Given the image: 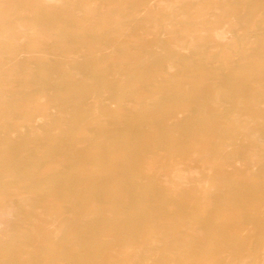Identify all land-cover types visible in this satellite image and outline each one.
<instances>
[{"label":"bare ground","instance_id":"1","mask_svg":"<svg viewBox=\"0 0 264 264\" xmlns=\"http://www.w3.org/2000/svg\"><path fill=\"white\" fill-rule=\"evenodd\" d=\"M3 1L12 0H0L1 17L7 10ZM30 1L33 6L17 8L27 13L9 23L20 28L22 22L31 25L28 30L19 29L17 36L24 45L0 44V88L6 91L0 94V103L9 105V98L16 97L25 113L52 112L57 129L62 128L67 135L58 142L55 133L44 137L33 125L18 126V118L24 120L23 113L22 117H10V126L20 129L18 134L16 128L5 133L9 120L0 125V264H138L140 260L173 264L157 257L196 233L201 234L198 243L186 256V260H196L191 264L207 263L218 251L225 258L215 259V263L229 264L236 261L233 255L238 248H254L255 239L245 237L251 223L242 224L231 211L235 205L254 204L260 194L264 196L261 183L247 180L261 170L263 160L247 161L250 166L244 170L237 158L239 151L248 157L253 146L247 142L253 138L255 143L261 142L264 135L260 131L264 129V0H140L130 7L120 4L124 0ZM178 3L180 7H176ZM204 3L214 12L208 20H231H220L211 29L195 28L196 23L214 22L196 19L195 13ZM155 9L166 12V29L176 31L175 53H168L172 61L168 68L179 78L174 82L164 78L163 68L151 60L164 54L156 47L162 41L155 44L137 37L141 15ZM224 9L228 12H222ZM188 19L195 28L191 32L184 28ZM37 27L42 38L31 43ZM236 28L242 31L238 38L233 34ZM208 32L212 35L207 39ZM230 44L231 52L227 50ZM121 46L126 50L120 51ZM124 61L130 63L132 72L121 69ZM107 75L111 80L120 78V91L133 77L153 80L158 88L135 86L138 95L126 104L135 108L142 105L141 111L101 115L97 112V92L105 91L109 102L118 90V86L116 91L109 87ZM200 109L205 116L192 117L191 113ZM74 115L78 116L72 120ZM230 124L235 128L223 133ZM249 124L255 125L262 139L251 133L252 128H243ZM36 133L40 139H31ZM166 133L179 140L180 146L171 151L173 156L183 147L193 155L196 151L194 159L199 157L205 168L218 165L214 155L230 157L235 178L222 171L220 176L216 174L221 188L209 185L208 190L212 182L209 173L186 180L177 167L179 162L173 160L168 179L158 180L157 187L144 172L157 169L151 156L156 142L150 139ZM227 140L232 143L228 145ZM253 145L257 148L261 144ZM181 188L184 193L178 194ZM220 194L229 195L230 205L223 203ZM182 197L190 205H184ZM203 203L212 210L201 213ZM197 213L202 214L200 223L193 220ZM222 214L225 224L217 221ZM232 228L240 233L232 234Z\"/></svg>","mask_w":264,"mask_h":264},{"label":"rangeland","instance_id":"2","mask_svg":"<svg viewBox=\"0 0 264 264\" xmlns=\"http://www.w3.org/2000/svg\"><path fill=\"white\" fill-rule=\"evenodd\" d=\"M65 1H67V0H65ZM77 1H80V0H77ZM82 2L83 1H85V0H81ZM139 1L140 0H124V1H122L120 4L121 5H124V6H127V7H130L131 5H134V4H139ZM144 1H146V0H144ZM4 3H5V5L7 6V10H6V12H5V16H3V17H1L0 18V44H9L8 46H10V45H14L13 47H19V46H21V45H24V43L25 42H22V41H20L18 38H19V36H20V32H19V29L20 30H28V28L29 27H31V25H29V24H27L26 22H22V23H24V24H22L21 23V28L20 27H15L12 23L9 25V23L10 22H13V20H17L18 19V17H19V14L20 13H27L26 11L25 12H20L19 11V9L21 8V7H23V6H33V4H34V2L33 1H30V0H27V1H25V0H12V1H3ZM22 2V3H21ZM33 4H32V3ZM38 2V1H37ZM196 2V1H195ZM21 3V4H20ZM109 2H107L106 1V4H108ZM29 4V5H28ZM131 4V5H130ZM180 7L181 6V4H177L176 5V7ZM209 5H207V4H202L198 9H197V12L195 13V15H196V19L197 20H199V21H214V22H211L210 24H205V25H200V24H195V25H193L195 28H198V27H204V28H208V29H211V28H213V27H215L217 24H218V22H221V21H226V19L227 20H231V18H219V17H215V18H211L210 20H208V18H210L209 16L210 15H212L214 12L212 11V9L211 8H209L208 7ZM17 8H19L18 10H17ZM207 9V10H206ZM201 10V11H200ZM205 10V11H204ZM226 9H224V11H222V12H224V13H226V12H228L227 10L225 11ZM15 11H16V13H15ZM17 11H19V12H17ZM201 13H200V12ZM203 11V12H202ZM164 11H161V10H158V9H155L153 12H145L144 14H142L141 15V17H140V19L142 20V23H141V25L139 26V29H138V38L140 39V37H142L141 39H143V40H147V41H149V42H155V44H156V42L158 41V40H161L162 41V43H160V44H158L156 47L158 48V49H161L162 50V52L164 53L163 55H161V56H158V57H155L154 59H151L152 61L153 60H155V61H153V62H155L154 64L155 65H157L158 63V65L160 66V67H162L163 68V77L164 78H166V79H168V80H172V82H174V81H176V80H178L179 78H178V75L176 74V73H174L173 72V70L172 71H170L171 69L170 68H168L169 67V64H172V61L171 60H169V57L168 56H170L169 54H173V53H175V49H174V45L175 44H177V40L176 41H174V36H175V30L173 29V30H168V29H166V24H167V21L165 20V17H166V12H164ZM15 13V14H14ZM199 15H198V14ZM204 14V15H203ZM163 15V16H162ZM207 15V16H206ZM81 16H83V15H81ZM80 16V17H81ZM200 16V17H199ZM202 16V17H201ZM205 16V17H204ZM163 17L164 18V20L162 19V20H160L161 18ZM146 18V19H145ZM205 18H207V19H205ZM196 19H195V21H196ZM204 19V20H203ZM224 19V20H223ZM12 20V21H11ZM150 20V21H149ZM217 20V21H216ZM221 20V21H220ZM188 21H190V22H187L185 25V27L184 28H186L187 30H188V32H191L192 30H194L195 28L192 26V23H191V20L190 19H188ZM163 22V23H162ZM85 23V22H84ZM155 25H154V24ZM86 24V23H85ZM207 25H210V26H207ZM213 25V26H212ZM215 25V26H214ZM191 26V27H190ZM191 29H190V28ZM153 28V29H152ZM160 28V29H159ZM17 29V30H16ZM7 30V31H6ZM140 30V31H139ZM160 30V31H159ZM232 30H233V28H232ZM16 31H18L19 33H16ZM35 31H37L38 32V34L36 33V35L34 34V35H32L31 36V40H30V42L32 43V42H35V41H38V40H41V38H42V30L39 28V27H37L36 29H35ZM145 31V32H144ZM168 31V32H167ZM12 32L15 34H12ZM171 32V33H170ZM119 32H118V30L116 29V32H115V34L117 35ZM148 35H147V34ZM240 33H242V31L240 30V29H234V37L235 38H238V37H240L239 35H240ZM40 34V35H39ZM170 34V35H169ZM237 34V35H236ZM17 35H19V36H17ZM157 35V36H156ZM211 32H208L207 34H206V38L208 39V38H210L211 37ZM3 36V37H2ZM5 36V37H4ZM6 36H9V37H6ZM156 36V37H155ZM238 36V37H237ZM40 37V38H39ZM155 37V38H154ZM161 37V38H160ZM145 38V39H144ZM151 38V39H150ZM155 39V40H154ZM13 40V41H12ZM175 42V43H174ZM261 42H263V39L260 41V43ZM16 43V44H15ZM18 43V44H17ZM19 45V46H18ZM172 47V48H171ZM124 48V49H123ZM123 49V50H122ZM119 50L120 51H125L126 50V47H124V46H121V47H119ZM227 50H229L230 52L231 51H233V47H231V44L230 45H228V48H227ZM168 51V52H167ZM172 52V53H171ZM169 53V54H168ZM165 55V58H163V56ZM162 58V59H161ZM157 59V60H156ZM169 61H170V63H169ZM0 62H2V59H1V57H0ZM161 62V63H160ZM163 62V63H162ZM166 62L168 63V64H166ZM124 63V64H123ZM122 63V66H121V69L123 70V71H125V72H127V71H129V72H132L133 71V69L131 68V65H130V63H128V64H126L127 63V61L125 62H123ZM126 66V67H125ZM128 66V67H127ZM167 67V68H166ZM126 68H127V70H126ZM141 69V68H140ZM139 69V70H140ZM264 70V69H263ZM170 71V72H169ZM168 75V76H167ZM107 79H108V81H110V85H109V87H111V89H113V90H117L116 89V86H118L117 88H118V90H117V92L119 93H117V92H115L116 94L113 96V99H111L109 102L106 100V96H105V91L103 92L102 90H100V91H98L97 93V95H98V97H99V100H98V102H97V112H98V114H104V113H107V112H111V113H117V112H119V111H123V110H125L126 112L127 111H130V112H132L131 110H133L134 112H137V111H141V107H143L142 105H137V106H139V108L136 106V108H135V106L133 105L132 107H130L129 105H127L126 103H127V101L128 100H133V99H136V97H137V95H138V92L136 91L137 90V87H143V86H148V87H154V88H158V85L155 83V81H146V80H139V78H137V77H133V78H131L130 80H127L126 82H125V84H126V86H124L123 88H122V92L120 91V88H119V85L121 84L120 83V78H116L115 80H111L112 79V77H110V75H107ZM139 80V81H138ZM43 81H45V80H43ZM143 81H145V82H143ZM146 82L148 83V84H146ZM136 83V84H135ZM141 83V84H140ZM134 84V85H133ZM139 84V85H138ZM233 84V83H232ZM135 86H137V87H135ZM39 87H43L42 86V84H41V86H39ZM162 88V87H161ZM163 89V88H162ZM124 90V91H123ZM164 91H167V89H164ZM232 91H235V89H234V87H232ZM251 92H254V91H251ZM251 92H248V93H251ZM137 93V94H136ZM165 93V92H164ZM0 94L2 95V94H6V91H4L3 90V88H0ZM247 94V93H246ZM13 98V99H12ZM10 97L9 98V102H8V104L9 105H6V104H3V102H1L0 103V125L3 123V120L5 121H8L6 124H7V126H6V130H4L5 131V133L6 132H8V131H11V130H13V129H15V132H16V134H18L19 132H17V131H20V129L19 128H17V127H15L14 125V127H11L10 125H12V124H9V123H11L10 122V120H12V118L13 117H16V116H18V115H21V113H23L22 115H24L25 117H27L28 116V119L27 118H25L24 116H23V118H24V120L22 121V118L21 119H19L18 118V122H19V124L20 125H18V126H26V127H32V125H33V127L32 128H34L36 131L37 130H40V131H43L44 132V137H46L49 133H52V134H54V135H56V137L58 136V138H57V140H58V142H62V141H64V137H65V135H67L66 134V132L62 129V128H58L57 129V124H58V122H56V120L53 118V115H50V113L51 114H53L52 112H49L48 114H43V113H40V114H33V113H31V112H27V113H25L22 109H23V103L22 102H20L16 97ZM15 98V99H14ZM12 99V100H11ZM116 99V100H115ZM118 99V100H117ZM115 100V101H114ZM100 101H102V102H100ZM104 101H105V103H104ZM220 101V99H218V101H217V107H219V106H221V101H220V103H218ZM45 102V101H44ZM111 104V105H110ZM115 106V107H114ZM128 106V107H127ZM6 107V109H3V108H5ZM114 107V108H113ZM146 107H149V105H147ZM117 108H119V110H116ZM133 108V109H132ZM135 109V110H134ZM57 111V109H54V112H56ZM201 111V113L199 114V112ZM15 112V113H14ZM17 112H20V113H18L17 114ZM12 114H14L13 116H12ZM42 114H43V116H42ZM191 114H193L192 115V117H194V118H196V119H201V118H203V116H205V115H203V109H200L197 113H191ZM22 115L20 116V117H22ZM51 117H50V116ZM200 115H202V116H199ZM29 116H31V118L29 117ZM77 116L78 115H74L73 117H72V120H74L75 118H77ZM198 116V117H197ZM10 117H12V118H10ZM37 117V119H35ZM42 117V118H41ZM44 117V118H43ZM40 118H41V120H40ZM49 118V119H48ZM216 118V117H215ZM34 119V120H33ZM51 119V120H50ZM27 120V121H26ZM29 120V121H28ZM138 119H136V121H137ZM38 122V123H36V122ZM27 122H29L28 124H26ZM31 122H34V123H36L35 125L32 123L31 124ZM45 122V123H44ZM25 123V124H24ZM51 125H50V124ZM57 123V124H56ZM17 124V123H16ZM30 124V125H29ZM40 124H42V125H40ZM251 124H249V125H245V126H243V128H245V130L246 131H251V128H252V131H251V133H253V134H255V135H257L258 134V137H259V135H261L262 133L264 134V129H260V131H261V134H260V131L257 129V128H255V125H251ZM247 126V127H246ZM249 126V127H248ZM10 128H11V130H10ZM13 128V129H12ZM230 128H232V129H230ZM230 128H229V125H228V128L226 127L225 129H224V131H223V133L224 132H226V131H229V130H233V128H235V127H233V125H231L230 124ZM48 129V130H47ZM54 129V130H53ZM229 129V130H228ZM238 129V128H237ZM241 129V128H240ZM3 131V132H4ZM50 131V132H49ZM56 131V132H55ZM262 134V135H263ZM32 135H35L34 137L32 136ZM31 136H32V138L31 139H40V138H38V137H40V135L38 134V133H36V134H32ZM37 135V136H36ZM262 135H261V139H262ZM63 136V137H62ZM171 138H170V137ZM175 136V135H174ZM60 137H62V138H60ZM220 138H222L221 136H219ZM154 138V139H153ZM174 138L175 137H173L172 135H170V133L168 134V133H166V134H164V136L163 137H159V136H157V135H154L151 139H150V141H152V142H156V148H155V152H154V154L153 155H151L153 158L152 159H156L155 160V163H156V166H157V169L155 170L156 172H157V170H159L157 173L155 172V171H153L152 173H149V172H144V176L149 180V181H151V182H154L155 184H156V186L157 187H159V182H157L158 180H161V179H165V178H167L168 179V177H167V175H170V171L169 170H171V162L174 160L175 162L176 161H178L179 163L177 164V167L181 170V172L183 173V175H181V177H183V178H185L186 180H189V181H191V180H193V179H195V178H197L198 176L199 177H202L203 178V176L205 177V176H208V173H209V175L212 177V182H214V185H213V183L211 184V183H209L208 184V186L210 185L211 186V188L212 189H216V188H221V183H219V180H218V176L216 175V174H218L219 176H220V174L222 173V171H226L227 173H229V175H230V177H232V179L233 178H235L234 176H233V174L234 173H232L233 171H234V166H232V164H231V160H230V157H227V156H225V157H222L221 155H214V158H213V160H215V162H217V164L219 165V169H217L218 168V165H215V164H212L213 166H214V168L212 167V165L209 167H204L201 163H200V161H199V157H197L196 158V160L194 159V157H195V155H196V151H195V155H193V154H191L190 152H188V151H185L184 149V147H183V149H182V151L181 152H179V154L177 155V156H173L172 154H171V151L173 150V149H175V147L177 146V147H179L180 146V144H179V140H177V138H175V140H174ZM257 139H259V138H257ZM155 140V141H154ZM173 140L174 141H176V142H174L173 143ZM250 140V139H249ZM252 140H254V138L253 139H251L250 141H248L247 142V145L249 144V145H251V147L253 146V148H252V150H251V152L249 153V155H248V157H247V155H245L244 153H242V152H238V160H240V163H242V165H244V166H241V167H239V168H241V169H244L245 170V168L247 169L249 166H250V164L252 163L250 160H252V161H254L256 158L257 159H262L263 160V165H264V148H262V147H264V135H263V139H262V143L260 142V141H257L256 143H255V141H252ZM260 140V139H259ZM42 141H44V140H42ZM160 141V142H159ZM169 141V142H168ZM168 142V143H167ZM170 142H172V143H170ZM250 142H251V144H250ZM176 143H178V145L176 144ZM226 143H228V140H227V142ZM232 142L231 141H229V143H228V145H230ZM258 144L259 145V143L261 144V145H259V146H261V148L258 146H256L257 148H255V145H253V144ZM171 144V145H170ZM176 144V145H175ZM262 144H263V146H262ZM246 145V146H247ZM175 146V147H174ZM161 147V148H160ZM177 147H176V149H177ZM248 147V146H247ZM250 148V147H249ZM200 149H201V147H200ZM259 150V151H258ZM160 151H162V152H160ZM165 151V152H164ZM170 151V152H169ZM158 152H160V153H163L162 155H160V153H158ZM254 152H255V154L257 153H259L258 154V156H260V157H258V156H255V154H254ZM189 153V154H188ZM240 153V154H239ZM157 154V155H156ZM188 154V155H187ZM256 154V155H257ZM147 155L148 154H146V157H147ZM165 155V156H164ZM183 155V156H182ZM254 155V156H253ZM150 156V154H149V156L147 157V158H150L151 157ZM156 156H158V158L156 157ZM160 156V157H159ZM189 156V157H188ZM191 156V157H190ZM251 156H253V157H251ZM164 157H166V158H164ZM188 157V158H187ZM226 157H227V159H226ZM146 158V159H147ZM249 158V159H248ZM255 158V159H254ZM190 159H192L193 161H191ZM230 160L229 162L228 161H226V160ZM246 159V160H245ZM256 159V160H257ZM188 160H190V162L188 161ZM223 160H225L224 162H223ZM250 163L249 165H248V162ZM163 162V163H162ZM214 162V163H215ZM200 163V164H199ZM244 163V164H243ZM262 163H261V165H260V167H261V170L256 174V176L255 177H252V178H248L247 180H248V182L249 181H251L250 183H252V184H256V183H261L263 186H264V173L262 172L263 170H264V167H263V165H262ZM246 164V165H245ZM165 168H164V167ZM168 166V167H167ZM170 166V167H169ZM222 166H223V169H222ZM247 166V167H246ZM163 167V168H162ZM263 168V169H262ZM167 169H168V171H167ZM211 171H209V170ZM212 169V170H211ZM207 170V171H206ZM167 173H166V172ZM147 173V174H146ZM182 173H180V174H182ZM198 175H197V174ZM260 173H261V175H260ZM150 174H151V176H150ZM186 176H185V175ZM194 174V175H193ZM157 175V176H156ZM160 175V176H159ZM192 175V176H191ZM188 176V177H187ZM157 177V178H156ZM214 177H215V179H214ZM144 179L143 181H147V179ZM156 178V180H154ZM160 178V179H159ZM238 178V179H237ZM240 178V179H239ZM257 180H256V179ZM262 178V179H261ZM152 179V180H151ZM236 179L237 180H239V181H241V177H236ZM250 179V180H249ZM177 180V179H176ZM217 180H218V183H217ZM246 180V181H247ZM243 181V180H242ZM262 181H263V183H262ZM216 182V183H215ZM220 182H221V180H220ZM158 183V184H157ZM215 184H216V186H215ZM219 185V187H217ZM210 186L209 187H207V189L209 190V188H210ZM211 189V190H212ZM184 191V189H180V191L178 192V194H180V192L182 193ZM184 193V192H183ZM263 195H264V193H263ZM261 196V197H260ZM220 197H221V199H222V201H223V203H225L226 205H228L229 204V195L228 194H220ZM260 197V200H258V202H255L254 204H247V203H240V204H238V205H235L234 206V209H232V211L231 212H233V216L235 217H238L239 219H240V221H241V223L242 224H244V225H246L247 223H251V228H250V230H247V232L245 233V237L247 236V237H252L253 239H255V242H254V248L256 247V250L254 249V248H251V247H249V248H247V247H243V249H245V250H243L242 248H238V250H237V252H235V254H237L236 256L235 255H233V257H235L234 259H236V261H232V262H230L229 264H263L264 262V245L262 246V244H261V242H263V244H264V216H263V210H264V196L262 197V194H260L259 196H258V198ZM262 198V199H261ZM187 198L186 197H182V202H183V204L184 205H188L189 204V202H188V199L186 200ZM263 200V201H262ZM262 201V202H261ZM227 202V203H226ZM262 203H263V205H262ZM244 204H246V205H244ZM190 205V204H189ZM210 205V204H209ZM230 205V204H229ZM256 205H257V207L260 209V210H262V212H259L260 210H258V208H256ZM262 205V206H261ZM244 206H246V207H244ZM206 208V210H205V208ZM208 206H207V203H203L202 204V210H201V213L202 212H206V211H209V210H212V209H210V206H209V209L207 208ZM248 207H250V208H248ZM212 208V207H211ZM245 208V209H244ZM208 209V210H207ZM237 209H239V211L241 210V212H239L238 213V210ZM214 210V209H213ZM253 212V213H252ZM254 212H257V215H255L256 213H254ZM259 212V213H258ZM201 213H197V216L195 217H193V220L196 222V223H200L201 221H203L202 220V214ZM223 215L224 214H222V216H219V217H222L223 218V220H222V218H221V220H217V221H219L220 223H222V224H225L226 223V219L223 217ZM258 215H260V216H258ZM250 216V217H249ZM248 220V221H247ZM263 220V221H262ZM217 221H216V223H217ZM253 221V222H252ZM259 221V222H258ZM260 224V222H262V224H258V223ZM259 225V226H258ZM257 226V227H256ZM256 227V228H255ZM260 227V229H258ZM262 228V229H261ZM179 229H181V226H179ZM217 229H218V227H215V229L214 230H216L217 231ZM257 229V230H256ZM218 230H220V229H218ZM254 230V231H253ZM256 230V231H255ZM259 230H261V231H259ZM231 233L232 234H234V235H238L240 232H239V230H236V228H232L231 229ZM252 231V232H251ZM263 231V232H262ZM211 232H213V231H211ZM261 232H262V235H261ZM255 233V234H254ZM199 234V233H198ZM197 233L196 234H192V235H190V237L189 238H187V239H185L183 242H181L180 243V245L181 246H177V247H175V248H172V250H169L168 249V251L167 250H165L166 252H167V255L169 254V255H171L170 257H169V255H168V257H167V255H165L166 254V252H164V250L163 251H161V254L159 255V257H157V259H163V258H167V259H170V260H172V261H174L173 262V264L175 263V264H191L192 262H195L196 260H194V259H189V260H186L187 258H186V256L188 255V253L189 252H191L192 250H193V246H195V244L196 243H198V241H197V239H198V236L200 237V235H198ZM195 237H194V236ZM256 236V237H255ZM255 237V238H254ZM175 237H173V239H174ZM260 244H261V247H260ZM190 247H189V246ZM261 250H260V249ZM212 247H211V252H212ZM246 249H249L252 253H254V254H251V252L250 251H248V250H246ZM253 249V250H252ZM258 249V250H257ZM179 250H182V251H180V252H178ZM255 250V251H254ZM185 251V252H184ZM189 251V252H188ZM243 251V252H242ZM254 251V252H253ZM257 251H258V253H257ZM168 252H170V253H168ZM250 253L249 255H247V253ZM163 253H164V255H163ZM176 253H177V255H176ZM178 253H180V254H178ZM240 253V254H239ZM243 253H245V254H243ZM173 254V255H172ZM208 254V253H207ZM211 254V253H210ZM221 254H223L222 252H219L218 251V253L217 252H214L213 253V256H211V259L210 260H208L207 261V263L205 262V263H203V262H201L202 264H216L215 263V259H223V258H225V254H223L224 256H221ZM203 255V254H202ZM205 255V254H204ZM240 255H242V257H240ZM244 255V256H243ZM246 255V256H245ZM254 255V256H253ZM164 256V257H163ZM166 256V257H165ZM219 256V257H218ZM238 256V257H237ZM251 256V257H250ZM263 258H262V257ZM177 257H179V259L177 258ZM246 257V258H245ZM248 257H250V258H252V259H250V258H248ZM174 258V259H173ZM181 258L183 259V260H181ZM241 258V259H240ZM185 259V260H184ZM214 259V260H213ZM181 260V261H180ZM249 260V261H248ZM180 261V262H179ZM179 262V263H178ZM236 262V263H235ZM245 262V263H244ZM138 264H150V262L149 261H147V260H140V263H138Z\"/></svg>","mask_w":264,"mask_h":264}]
</instances>
